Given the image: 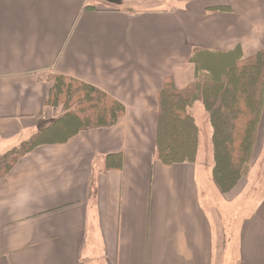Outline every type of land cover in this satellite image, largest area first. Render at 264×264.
<instances>
[{"label": "crops", "instance_id": "0c3cea01", "mask_svg": "<svg viewBox=\"0 0 264 264\" xmlns=\"http://www.w3.org/2000/svg\"><path fill=\"white\" fill-rule=\"evenodd\" d=\"M119 1L0 0V155L62 113L45 105L52 75L125 108L114 127L35 148L0 179V264H221L234 234L228 256L264 264V186L224 200L201 142L194 164L155 155L164 79L192 83L197 48L264 53V0ZM116 154L121 168H107Z\"/></svg>", "mask_w": 264, "mask_h": 264}, {"label": "trees", "instance_id": "16d2710c", "mask_svg": "<svg viewBox=\"0 0 264 264\" xmlns=\"http://www.w3.org/2000/svg\"><path fill=\"white\" fill-rule=\"evenodd\" d=\"M228 12L227 7L210 8ZM189 62L195 76L178 90L167 77L157 94L155 129L156 159L165 167L194 164L200 131L194 119L199 104L204 125L210 128L211 177L221 194L229 193L249 174L264 126V53L244 57L239 48L232 51L194 49ZM49 108L62 113L38 127L29 139L0 155V179L6 177L18 160L35 148L65 144L81 132L110 129L125 115L124 106L92 85L76 79L52 75ZM107 168L120 169V154L107 156Z\"/></svg>", "mask_w": 264, "mask_h": 264}, {"label": "rangeland", "instance_id": "374dc122", "mask_svg": "<svg viewBox=\"0 0 264 264\" xmlns=\"http://www.w3.org/2000/svg\"><path fill=\"white\" fill-rule=\"evenodd\" d=\"M195 108L196 109L194 113H195L196 121L200 124V127L202 129V135L200 138L202 153H203V149L205 148V153L208 149V152H210L211 154V149H209L210 148V140H209L210 137L208 133L210 132V129L209 127L207 128V125L203 124V117H205V113L200 105H196ZM205 128H207L208 131ZM261 130H262L261 138L256 148L255 160L253 161V167L250 169L249 174L246 176V178L238 182V184L236 185L238 186V189H236L237 191H235L234 193H231L234 190L232 189L229 193L222 194L224 195L223 196L224 200H230L236 193H238V190H241L243 188L245 191H247L245 193H248L251 191V186H253L252 188L253 193L251 192L252 195L254 193H257L260 195L261 190H263L260 186H264V126ZM205 145H207V148ZM250 181L252 182L250 183ZM229 194H233V195L228 196ZM229 218L225 217V219L223 218L224 220L221 218L222 219L221 223H223L224 225L221 226L220 235H224L226 238L229 237V234L232 233V228H233L232 226H234L233 224L235 223L232 216ZM237 236H238L237 234H234L232 237H230V243L228 245V254H231L232 251L237 250V238H236ZM228 254L226 255V257H220V263L221 264H238L236 255L234 257H229Z\"/></svg>", "mask_w": 264, "mask_h": 264}, {"label": "water", "instance_id": "95a60500", "mask_svg": "<svg viewBox=\"0 0 264 264\" xmlns=\"http://www.w3.org/2000/svg\"><path fill=\"white\" fill-rule=\"evenodd\" d=\"M102 2H106V3H109V4H112V5H118L120 4V1L119 0H100Z\"/></svg>", "mask_w": 264, "mask_h": 264}]
</instances>
